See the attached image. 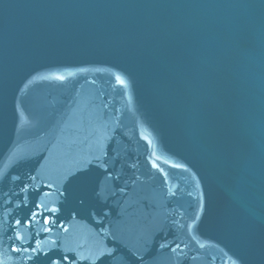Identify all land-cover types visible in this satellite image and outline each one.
<instances>
[{
	"label": "water",
	"instance_id": "1",
	"mask_svg": "<svg viewBox=\"0 0 264 264\" xmlns=\"http://www.w3.org/2000/svg\"><path fill=\"white\" fill-rule=\"evenodd\" d=\"M0 264H264V0H0Z\"/></svg>",
	"mask_w": 264,
	"mask_h": 264
}]
</instances>
